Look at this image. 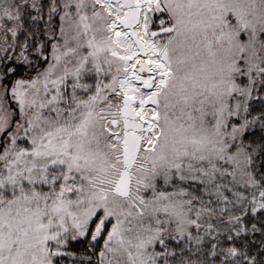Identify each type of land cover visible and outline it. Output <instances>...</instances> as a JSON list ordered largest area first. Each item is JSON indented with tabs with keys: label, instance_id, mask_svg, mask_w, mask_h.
Here are the masks:
<instances>
[{
	"label": "snow or ice",
	"instance_id": "obj_1",
	"mask_svg": "<svg viewBox=\"0 0 264 264\" xmlns=\"http://www.w3.org/2000/svg\"><path fill=\"white\" fill-rule=\"evenodd\" d=\"M0 264H264V0H0Z\"/></svg>",
	"mask_w": 264,
	"mask_h": 264
}]
</instances>
